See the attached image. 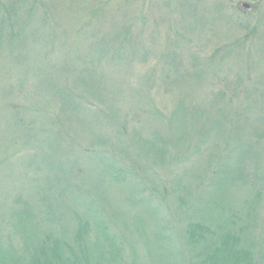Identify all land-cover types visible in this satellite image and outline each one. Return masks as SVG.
<instances>
[{"label":"rangeland","instance_id":"obj_1","mask_svg":"<svg viewBox=\"0 0 264 264\" xmlns=\"http://www.w3.org/2000/svg\"><path fill=\"white\" fill-rule=\"evenodd\" d=\"M41 1L59 37L44 44L49 30L20 13L22 36L0 42V258L26 260L51 237L54 228L33 212L48 202L56 206L59 190L72 208L52 206L64 221L55 234L68 232L71 209L81 214L97 201L104 215L130 226L142 264L149 261L137 222L154 228V215L160 221L180 209L194 216L189 207L215 198L238 208L252 199L258 208L247 217L249 230L264 232V181L261 195L241 182L254 167L264 179V0ZM98 32L104 60L79 73L76 60L88 68ZM118 38L126 52L120 61L113 58ZM80 74L93 85L76 86ZM59 75L85 93L82 98H96L90 102L97 108L81 107L82 115L69 109L62 118L60 97L42 86L46 80L56 90ZM218 118L226 121L223 133L212 128L205 137L201 132ZM220 171L230 177L218 185L222 192L215 186ZM131 198L160 209L153 215ZM16 214L23 217L20 228ZM259 235L255 261L263 264ZM153 242L155 261L176 264L171 246Z\"/></svg>","mask_w":264,"mask_h":264},{"label":"trees","instance_id":"obj_2","mask_svg":"<svg viewBox=\"0 0 264 264\" xmlns=\"http://www.w3.org/2000/svg\"><path fill=\"white\" fill-rule=\"evenodd\" d=\"M6 4L7 2L0 0V42L3 40L9 43L16 40L19 36H22L21 31L16 30L20 13L26 15V18H30L31 20L33 18L39 19L42 26H44L46 30H49L47 34L43 35L44 44L50 42V40L54 41L59 37L54 34L50 27L51 14L49 13L47 1H41L38 4L37 0H13L7 5ZM7 27L12 30L9 34H6L7 32L5 29ZM86 28L87 26L83 27L82 29L84 31L82 32H85ZM99 34L98 32L97 38H95L96 41H94V45L92 46V48L94 47L92 53L89 51L93 58L90 62L93 64L85 61L86 66L89 65L87 68L83 66V60H81L80 57L76 60L75 64H79L80 66L79 73H82L83 70H91V66H96L98 63L101 64V61L104 60L103 56H101L103 50L102 43L98 39ZM54 36H56L55 39H53ZM119 38L114 40L115 42L117 41L118 44L120 43ZM124 39L126 40L127 38L125 37ZM124 50V45L119 44L113 49L115 52L113 58L120 61L122 56L126 55ZM136 53V50L132 51V55ZM112 61L111 59V62ZM59 77V86H57L56 90L54 87L51 88L50 83L48 84L46 80H44L45 84L42 86H44L47 93L53 96L55 95L56 98L57 96L60 97L63 104L61 105L63 109L61 110L62 118H65L62 116L65 115L63 112H68L69 109L70 111H76L80 114L82 112L81 107L82 109L97 108L92 104L93 100L96 98L92 96L91 98L93 100L85 97L82 98L81 96L85 95V93L80 94L77 87H75L71 81L63 79L61 75H59ZM76 78L77 80L73 81L76 86L80 84V81L84 86L93 85L90 79L81 77V74L80 76L77 75ZM84 105H87V107ZM179 110V115L183 117V113L186 111L183 108ZM83 113H85V111H83ZM195 113L202 114L203 111L195 110ZM219 119L220 118H218L219 123L217 125L216 123L214 127L208 125L206 130L201 133L206 137L207 133L212 131V128H221L220 133H223L222 128H225L226 121H220ZM20 124L24 129H31V122L30 127H27L22 121ZM53 124L58 125L55 121ZM34 125L36 126V124ZM59 125L58 126L61 127V124ZM219 129H217V131ZM28 135L31 138L33 137L30 132H28ZM261 135L264 137V132ZM248 153L250 152L248 151L247 154ZM252 171L254 173L249 174L246 178L242 176L241 182L244 184L243 186L248 187L250 191L255 192L257 190V194L261 195L262 191L259 189L263 188L264 179H260V173L256 167H254ZM228 179H230L229 174H222L220 171L215 185L219 191L222 189L219 188L218 185L228 181ZM61 188H66L67 192H82V189L79 187H64V185H62L59 189ZM72 188H74V190ZM221 192L219 195L222 194ZM83 193L86 195L85 192ZM58 195L57 197L61 199L55 201L57 203L56 206L48 202V207L45 210H38L37 212L35 210L33 212L34 215L39 217L38 219L42 217V222H47L48 224H46L48 226L54 228L53 231L63 229L62 225L64 221L62 220L63 218H57L52 206L54 205L56 208L59 207L60 209H66L70 206V203L66 202L65 198L62 197L60 190L58 191ZM131 199L132 201L128 202L135 203L137 208L145 209L146 207L144 206H147V210L149 208L148 212H152L153 215L160 209L159 205L152 206L151 201L146 203L147 201L142 202L141 200L135 201L133 198ZM227 201L215 198L208 206L189 207V212L192 211L191 213H193L194 216L188 213L185 214L184 212L181 213V209L180 212L178 211L180 214L169 213L167 217L161 218L160 221L159 218L154 215V220L159 222L155 224L154 228H148L144 223L137 222L135 225L136 232L139 231L138 236L145 244L144 246L149 261L148 264H166L159 259L155 261L154 257H152L154 253L152 248V245H154L153 241L167 247L171 246L176 253L177 262L176 260L174 262L176 264H260L255 261L258 258L259 252V241L255 239V236L256 234H260L259 240L264 242V232L259 233L253 230L255 234L252 233L251 229L249 230L250 226L247 220V217L250 216V211H254L255 208H258L256 203L251 199L245 202V206H242V202H240L241 204L239 205H241V207L238 208V206L235 207V204L230 202L231 200ZM89 204L91 206H88L87 203V208L83 207V212L81 214H77L71 209L72 217L69 219H71L73 223L67 228L68 232H66V235L62 237V234L65 233L64 231H60V234H55L51 231V237L49 239L45 238V240L40 243L41 245H37L34 251H32L33 254H31L28 259L22 260L16 255L10 259L5 258V260L0 258V264H126L124 246H128L131 251L130 255L133 257L131 264H142L140 258L137 257V253L139 254L138 247L136 249L131 239H129V235L131 234L130 226L127 223L114 222L116 219L104 215L105 209L102 207L103 205H101V203L96 201ZM83 205H86V202ZM244 208L246 210L245 213L242 212ZM68 209L70 211V208ZM102 211L104 212L102 213ZM34 215L30 218L37 221ZM14 218H16L15 221L18 224V228H20V221L23 219L22 214H16ZM248 235L254 237L253 240H250L251 242L248 239ZM107 241L110 245L107 244ZM180 249H182V251ZM259 257H261V255H259Z\"/></svg>","mask_w":264,"mask_h":264}]
</instances>
